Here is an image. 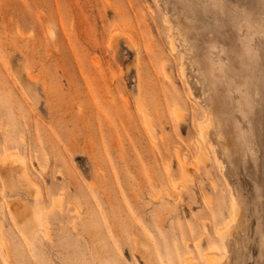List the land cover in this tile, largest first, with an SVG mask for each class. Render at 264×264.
I'll return each mask as SVG.
<instances>
[{
    "label": "rangeland",
    "instance_id": "374dc122",
    "mask_svg": "<svg viewBox=\"0 0 264 264\" xmlns=\"http://www.w3.org/2000/svg\"><path fill=\"white\" fill-rule=\"evenodd\" d=\"M0 160V264H264V0H0Z\"/></svg>",
    "mask_w": 264,
    "mask_h": 264
},
{
    "label": "bare ground",
    "instance_id": "6f19581e",
    "mask_svg": "<svg viewBox=\"0 0 264 264\" xmlns=\"http://www.w3.org/2000/svg\"><path fill=\"white\" fill-rule=\"evenodd\" d=\"M172 25V24H171ZM172 45L174 46V48L176 47L175 46V43H174V41H172ZM4 161L5 162H9V159L8 158H4L3 160H2V162L4 163ZM1 162V160H0V163H2ZM221 162V161H220ZM222 165V164H221ZM187 168V167H186ZM27 170V169H26ZM27 172V171H26ZM186 172V171H185ZM188 173V172H187ZM28 175V174H27ZM28 178H29V175H28ZM29 181H31V179L29 180ZM32 182H34L33 180L31 181V183ZM11 204H13V203H11ZM3 209V208H2ZM14 212L15 213H21V215H19L18 217H16V220H20V219H30V221H31V219H34L35 217H36V214H35V211L34 210H32V209H29V211H18V209L17 210H14ZM227 230H225L224 232H226ZM224 234V233H223ZM226 234V233H225ZM225 236H227V235H225ZM225 236H223V239L225 240L226 239V237Z\"/></svg>",
    "mask_w": 264,
    "mask_h": 264
}]
</instances>
